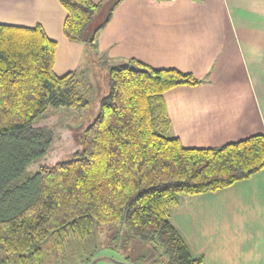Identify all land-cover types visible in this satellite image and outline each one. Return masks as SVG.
Returning a JSON list of instances; mask_svg holds the SVG:
<instances>
[{"label": "trees", "instance_id": "obj_1", "mask_svg": "<svg viewBox=\"0 0 264 264\" xmlns=\"http://www.w3.org/2000/svg\"><path fill=\"white\" fill-rule=\"evenodd\" d=\"M59 1L66 38L94 49L122 0L94 30L103 1ZM57 47L41 24L0 23V250L40 257L49 238L62 248L66 239L93 237L96 223L118 222L152 244L163 264H203L173 224L172 209L183 194L217 191L264 169V133L217 147H185L172 132L165 94L206 78L135 58L111 59L109 90L81 146L69 159L48 163L55 135L39 119L50 107L88 105L77 71H54ZM36 162V172L28 173Z\"/></svg>", "mask_w": 264, "mask_h": 264}, {"label": "crops", "instance_id": "obj_2", "mask_svg": "<svg viewBox=\"0 0 264 264\" xmlns=\"http://www.w3.org/2000/svg\"><path fill=\"white\" fill-rule=\"evenodd\" d=\"M65 18L59 0H0V23L41 24L58 42L54 71L76 70L79 86L95 75L91 63L80 67L90 53L204 76L165 94L172 132L185 147L264 133V0H122L94 49L66 38ZM171 218L203 264H264V169L217 191L181 195Z\"/></svg>", "mask_w": 264, "mask_h": 264}, {"label": "rangeland", "instance_id": "obj_3", "mask_svg": "<svg viewBox=\"0 0 264 264\" xmlns=\"http://www.w3.org/2000/svg\"><path fill=\"white\" fill-rule=\"evenodd\" d=\"M108 1L104 2L105 6L98 15L107 10ZM115 1L112 0V3ZM100 22L102 21L95 17L90 30H94ZM86 57L82 59L80 67H87L91 63L96 69L94 77L84 79L82 86H79V94L88 101V105L75 108L50 107L38 121L40 125L49 126L55 135L54 148L46 159L48 163L69 159L73 150L81 146L84 130L95 119L99 101L109 90L110 64L101 58H94L93 53ZM38 164L39 162L30 164L27 168L28 173L36 172ZM53 241L54 238H49L45 242L40 257L30 258L28 254L19 253L5 254L0 250V262L4 264H163L159 251L152 244L132 236L128 228L118 222L96 223L93 237L85 242L75 243L74 239L69 238L65 240L62 248H58L52 246Z\"/></svg>", "mask_w": 264, "mask_h": 264}]
</instances>
